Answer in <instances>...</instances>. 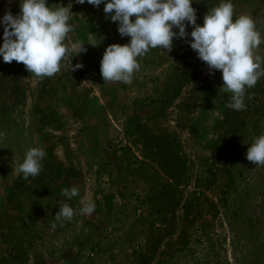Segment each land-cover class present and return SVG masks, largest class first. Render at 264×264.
<instances>
[{
    "label": "rangeland",
    "instance_id": "obj_1",
    "mask_svg": "<svg viewBox=\"0 0 264 264\" xmlns=\"http://www.w3.org/2000/svg\"><path fill=\"white\" fill-rule=\"evenodd\" d=\"M48 2L71 9L66 44L86 52L42 78L0 58V264H264V166L246 158L264 134V76L243 110L228 107L221 72L189 36L139 57L130 84L105 82V49L130 37L103 4ZM219 3L194 0L197 23ZM232 3L234 18H253L264 60V0ZM8 10L19 0H0V17ZM33 146L46 155L25 180L15 168ZM81 198L92 214L79 213ZM61 202L70 220L56 219Z\"/></svg>",
    "mask_w": 264,
    "mask_h": 264
},
{
    "label": "clouds",
    "instance_id": "obj_2",
    "mask_svg": "<svg viewBox=\"0 0 264 264\" xmlns=\"http://www.w3.org/2000/svg\"><path fill=\"white\" fill-rule=\"evenodd\" d=\"M94 7L104 5L107 17L118 25L122 37H130L126 44L109 45L100 62V73L105 82L131 83L139 71V57L150 49L171 50L174 38L188 40L190 48L213 73L219 70L225 93H230L228 107L243 110L247 88L256 85L264 76L262 57L254 52L262 43L253 18L246 14L235 16L232 0L220 3L208 10L203 24L197 23L194 0H76ZM48 0H19L20 11L11 10L0 17L3 29L0 58L4 62L23 63L36 77H51L61 69V62L71 52L77 56L86 52L85 44H66L72 31L69 23L72 11L58 4L50 7ZM134 17V19H133ZM192 26V31H187ZM178 29V31H174ZM83 67L72 64L71 71ZM3 134L0 133V136ZM46 152L43 147L28 148L22 162L15 171L27 180L42 170ZM246 158L257 166H264V134L253 138L247 149ZM63 195L72 199L79 195L76 187L63 190ZM79 213L90 215L95 203L81 198ZM75 210L67 203L59 204L55 214L57 220H70Z\"/></svg>",
    "mask_w": 264,
    "mask_h": 264
}]
</instances>
